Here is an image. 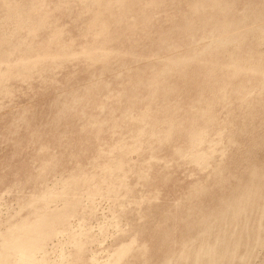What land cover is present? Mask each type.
I'll return each mask as SVG.
<instances>
[{
    "label": "rangeland",
    "instance_id": "obj_1",
    "mask_svg": "<svg viewBox=\"0 0 264 264\" xmlns=\"http://www.w3.org/2000/svg\"><path fill=\"white\" fill-rule=\"evenodd\" d=\"M197 263L264 264V0H0V264Z\"/></svg>",
    "mask_w": 264,
    "mask_h": 264
},
{
    "label": "bare ground",
    "instance_id": "obj_2",
    "mask_svg": "<svg viewBox=\"0 0 264 264\" xmlns=\"http://www.w3.org/2000/svg\"><path fill=\"white\" fill-rule=\"evenodd\" d=\"M200 140H201V139H200ZM196 158H197V157H196ZM202 158H203V157H202ZM198 159H199V157H198ZM199 160H200V159H199ZM43 220H44V222H46L45 220H49V219H45V218H44ZM47 223H48V221H47ZM47 225H50V223H48ZM45 226H46V224H45ZM46 227H47V226H46ZM40 228H41V227H40ZM34 229H36V227H35ZM37 229H39V226H38ZM37 229H36V230H37ZM30 230H31V229H30ZM36 230H35V232H36ZM27 231H28V230H27ZM27 231H26V232H27ZM31 231H32V230H31ZM26 232H25V233H26ZM29 232H30V231L27 232L28 234L26 233V234H24V235L26 236V235H29V234H31V233H34V230H33V232H31V233H29ZM37 232H38V231H37ZM37 232H36V233H37ZM39 232H40V231H39ZM34 234H35V233H34ZM38 234H39V233H38ZM38 234H36V235H33V234L30 235L29 237L32 236V237L30 238V239H32V241H28V243H27V240H29V238H28L27 240H26V238H25V242H24V240H23L25 236H23V238H22L23 241L20 240V239H16V242L14 243V247H15L16 249H33V248H35V249L37 248V249H38L37 244H40V243L35 241V239H36L35 236H38ZM40 235H41V234H40ZM27 237H28V236H27ZM33 237H34V238H33ZM39 237H41V236H39ZM39 237H38V241H39V239H40ZM42 237H43V236H42ZM42 237H41V238H42ZM17 240H20L21 242H20V241H17ZM36 240H37V239H36ZM29 242H30V243H29ZM208 247H209V246H208ZM208 247H207L206 249H209ZM203 249H204V248H203ZM206 249H205V250H206ZM209 251H210V250H209ZM199 252H201V251H199ZM199 252H198V253H199ZM206 254H207V253H206ZM214 254H215V252H214ZM196 256H197V255H196ZM200 256H201V255H200ZM208 257H209V255H208ZM208 257H207V258H208ZM212 258H213V257H212ZM197 260H198V256H197ZM197 264H198V263H197Z\"/></svg>",
    "mask_w": 264,
    "mask_h": 264
}]
</instances>
